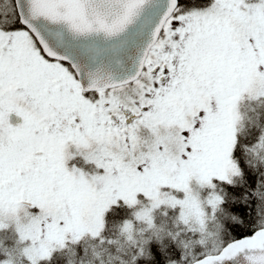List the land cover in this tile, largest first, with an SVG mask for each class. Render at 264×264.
Returning <instances> with one entry per match:
<instances>
[{"label": "snow or ice", "instance_id": "snow-or-ice-1", "mask_svg": "<svg viewBox=\"0 0 264 264\" xmlns=\"http://www.w3.org/2000/svg\"><path fill=\"white\" fill-rule=\"evenodd\" d=\"M0 264H264V0H0Z\"/></svg>", "mask_w": 264, "mask_h": 264}]
</instances>
